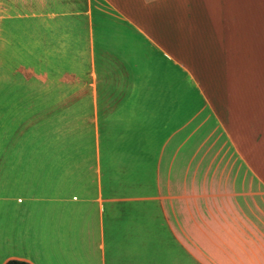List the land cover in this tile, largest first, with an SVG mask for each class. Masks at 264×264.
<instances>
[{"label": "crops", "instance_id": "1", "mask_svg": "<svg viewBox=\"0 0 264 264\" xmlns=\"http://www.w3.org/2000/svg\"><path fill=\"white\" fill-rule=\"evenodd\" d=\"M0 30V264H264V0H0Z\"/></svg>", "mask_w": 264, "mask_h": 264}, {"label": "rangeland", "instance_id": "2", "mask_svg": "<svg viewBox=\"0 0 264 264\" xmlns=\"http://www.w3.org/2000/svg\"><path fill=\"white\" fill-rule=\"evenodd\" d=\"M10 60V59H9ZM14 65H10L4 56L3 51V39L2 33L0 30V154L3 152V142L6 136V126L4 124V117H3V98H4V91H3V83L4 78L9 76L11 70L14 68ZM3 163V160H0V165Z\"/></svg>", "mask_w": 264, "mask_h": 264}, {"label": "trees", "instance_id": "3", "mask_svg": "<svg viewBox=\"0 0 264 264\" xmlns=\"http://www.w3.org/2000/svg\"><path fill=\"white\" fill-rule=\"evenodd\" d=\"M5 264H32L26 260L10 259Z\"/></svg>", "mask_w": 264, "mask_h": 264}]
</instances>
